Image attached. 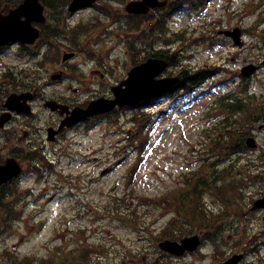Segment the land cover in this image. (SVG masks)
<instances>
[{
  "label": "rangeland",
  "instance_id": "rangeland-1",
  "mask_svg": "<svg viewBox=\"0 0 264 264\" xmlns=\"http://www.w3.org/2000/svg\"><path fill=\"white\" fill-rule=\"evenodd\" d=\"M191 14L194 16L191 17ZM263 24L264 0H211L201 13L183 12L176 15V19L169 23L172 32L185 27L183 30L187 28L186 33L189 34L187 37L183 34L182 42L175 43L178 48L176 51L183 52L182 58L178 57L179 67L185 66L193 72L216 66L223 68L224 73L215 75L205 87L185 95L178 102L167 100L140 109H125L120 117L112 116L111 120H101L99 124L95 122V127L89 132L86 131L87 127H79L62 138L60 146L68 151V155L62 154L56 161H60L59 170L70 176V182L56 191L53 187L57 182L52 175L48 176L45 183H37L35 177L26 183L24 179L25 185L32 188L34 196L29 200L24 219L17 224V232L0 237V264H10L7 261L9 258L21 260L26 256H30L27 263L18 261L16 264H49L51 252L59 246L65 250L82 246L98 250L105 246L108 258H103L102 264H140V259L145 256L147 260L149 256L152 259L159 258L161 264H190L194 261L192 257H168L157 250L149 232L153 230L158 235L174 214L141 205L140 197H156L177 188L184 182L182 176L196 170L204 162L205 155L211 154L216 147L214 140L220 139L217 137L220 124L228 117L219 103L220 98L225 96L243 95L251 111L257 110L260 114L249 125L254 129L258 149L249 150L233 161H226L221 167H235L232 172L222 174L224 180L239 178L248 170L264 171V68L250 79L249 97L240 93L242 79L234 77L246 64L264 61V45L255 43V30H259ZM235 27L249 29V34L246 31L244 35L243 48L219 36L220 31ZM116 36L120 37L118 34ZM197 37L201 39L200 42L192 43ZM112 44L113 40L107 43L110 48ZM160 47L161 44H158ZM127 48V44H121L106 60V64L113 67L115 72L112 81L116 77L126 76L130 59H133ZM147 56V53H143L136 59L144 60ZM116 64H119L118 68H114ZM173 71L176 72L175 69ZM223 79L227 82L221 85L216 83ZM140 112L153 114V121L147 133L144 130L137 134L139 128L134 126L131 119ZM243 118L245 113L234 114L225 125L233 122L234 126L231 127H235V123L242 125ZM261 126L263 129H260ZM137 135L148 140L143 144L148 143V147L140 169L130 181L132 167H137V161L132 163L145 147L139 145L138 150L132 147L135 143L131 142L135 140L131 137L136 138ZM241 171L240 175L235 174ZM246 178L247 175L237 180L238 185ZM254 182L255 185L247 189L249 197L245 201L240 200L243 204L249 201V206L234 203L233 211L245 214L255 199L264 196V178L259 175ZM77 184L84 187L83 193L74 196L71 191ZM229 188L232 187H223L222 190L225 192ZM177 192L179 190L175 189L174 195ZM41 193L45 195L37 201ZM117 198L125 200L128 206L117 211ZM206 199L215 211L218 208L217 198L208 196ZM101 213L104 214L103 218L96 222L95 217ZM230 217L236 221L237 217L233 213ZM156 218L158 220L153 223ZM240 221L237 218L236 223ZM176 222L180 225L184 219L173 218L166 229L167 233L176 228ZM249 224V236L264 231L262 214L252 215ZM182 226L185 232L193 229L190 225ZM245 232L242 229L240 233L226 234L233 236L231 247L245 241ZM252 259L250 257L246 264Z\"/></svg>",
  "mask_w": 264,
  "mask_h": 264
},
{
  "label": "flooded vegetation",
  "instance_id": "flooded-vegetation-1",
  "mask_svg": "<svg viewBox=\"0 0 264 264\" xmlns=\"http://www.w3.org/2000/svg\"><path fill=\"white\" fill-rule=\"evenodd\" d=\"M26 0H11L7 3L9 10L16 9L21 3ZM35 1V0H31ZM39 4L43 5V9L40 11L44 15V21L35 25L39 31V37L33 45L27 44H11V47L6 48V51H2L0 56H5L7 51V67L5 65L4 72L0 74V117L6 110L9 111L7 104L8 99L13 94L23 95L19 101L20 110H31L32 120H36L35 115L38 110L50 114L48 120L47 129H42L38 132V136L33 140L29 149L21 147L20 150L36 155L37 149L45 136V130L47 132L52 125V119L60 117L63 112L72 110L77 105L70 103L71 101L62 98L61 95L53 94L52 96H46L43 91L37 87L38 76L29 78L28 74H24L23 67L32 65L44 64L45 66L51 65L53 62L63 56V53L76 54V50L83 46V41L86 35L91 32L94 25L101 27L104 24V18L107 17L105 6L101 0H97L94 3L83 5L78 11H71L70 6L73 0H36ZM28 14L30 16H36V10L33 4L28 7ZM7 10V12H9ZM75 12V13H74ZM154 12V13H152ZM151 14H162L164 9L152 11ZM98 16V17H96ZM98 27V28H99ZM80 34V35H79ZM38 52V53H37ZM36 55V58H32L29 54ZM28 54V55H26ZM4 64L0 62V67L3 68ZM49 102L59 104L61 107H55V104L49 106ZM16 106V105H15ZM14 106V107H15ZM54 106V107H53ZM56 108V109H53ZM17 107V112H13V119L18 117L21 121V132L25 136H30L28 126L30 122L27 120L22 121V117ZM33 110V113H32ZM34 133L31 134V137ZM21 138L18 139L21 142ZM47 143L49 142L48 135L46 136ZM29 140L26 141L29 142ZM14 151L16 150L14 147Z\"/></svg>",
  "mask_w": 264,
  "mask_h": 264
},
{
  "label": "water",
  "instance_id": "water-1",
  "mask_svg": "<svg viewBox=\"0 0 264 264\" xmlns=\"http://www.w3.org/2000/svg\"><path fill=\"white\" fill-rule=\"evenodd\" d=\"M156 0H144V2L138 4L142 7H139L137 4H132L128 11L130 12H138L144 11L143 8L153 5ZM227 36H231L235 43L239 46H243L241 41V31L239 29H235L233 32H226ZM163 67H165L160 61H152L150 60L148 63L135 67L129 73V78L124 81L121 87H118L114 90L117 99L115 101L105 102V101H97L90 105L87 112L83 114H77V118L75 122L86 119L88 116H93L99 113L108 112L114 109V107L118 104L119 106H125L128 104H135L140 101L146 100L152 96H154L160 90L166 88L171 83L175 82V80L165 79L161 81L155 80L156 76L159 75L163 71ZM258 68L254 66H248L243 69V75L246 77L252 76ZM122 86L126 88L123 89ZM248 145L252 147L255 146V142L253 140L248 141ZM10 177L13 176L12 173L8 174ZM0 181H5L4 177H0ZM264 208V199L259 200L255 203L253 210ZM198 239L192 238L183 241V244L180 245L178 243L166 242L162 244V248L166 251L182 255L187 249L194 250L197 248ZM234 264V263H232Z\"/></svg>",
  "mask_w": 264,
  "mask_h": 264
},
{
  "label": "trees",
  "instance_id": "trees-1",
  "mask_svg": "<svg viewBox=\"0 0 264 264\" xmlns=\"http://www.w3.org/2000/svg\"><path fill=\"white\" fill-rule=\"evenodd\" d=\"M194 81V80H193ZM192 81V82H193ZM138 124L140 125V122L138 121ZM249 129L242 127L241 129H237L233 130V134L232 137H230V139L225 140L224 137H222V139L217 142V146L215 147V149L217 148L215 154H217L219 157H223V158H229L233 153L235 152H239L244 150V134L248 131ZM236 131H237V135H236ZM214 149V150H215ZM2 206L0 205V208ZM8 225V223H6L4 225V230H6V226ZM35 264V263H34Z\"/></svg>",
  "mask_w": 264,
  "mask_h": 264
}]
</instances>
